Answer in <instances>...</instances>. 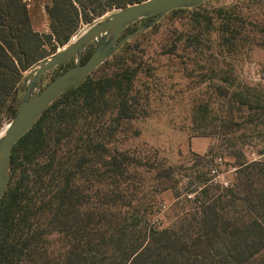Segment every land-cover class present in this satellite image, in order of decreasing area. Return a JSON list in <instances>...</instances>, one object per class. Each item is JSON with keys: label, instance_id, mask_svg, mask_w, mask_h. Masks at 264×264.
Listing matches in <instances>:
<instances>
[{"label": "trees", "instance_id": "obj_1", "mask_svg": "<svg viewBox=\"0 0 264 264\" xmlns=\"http://www.w3.org/2000/svg\"><path fill=\"white\" fill-rule=\"evenodd\" d=\"M140 1L51 0L44 9L49 34H40L32 30L23 0H0V114L22 73L45 57L44 46H61L79 23ZM220 30L227 55L248 41H235L232 24ZM118 60L123 67L108 77H88L61 94L14 146L0 201V264H264V161L240 163L233 184L222 190L209 182V167L201 190L186 196L200 190L209 197L195 200L192 231L183 225L158 229L149 224L143 202L132 206V193L125 194L129 156L96 136L81 138L87 118L137 116L139 99L129 96L137 70ZM248 96L262 98L247 89L232 94L226 119L236 109L232 102L249 109ZM207 112L199 105L191 119L196 128L205 130ZM154 170L162 177L160 167ZM172 175L170 169L164 178L172 182Z\"/></svg>", "mask_w": 264, "mask_h": 264}, {"label": "rangeland", "instance_id": "obj_2", "mask_svg": "<svg viewBox=\"0 0 264 264\" xmlns=\"http://www.w3.org/2000/svg\"><path fill=\"white\" fill-rule=\"evenodd\" d=\"M46 6L29 8L34 26L47 29L40 34H49V21L42 12ZM115 10L79 23L65 44L44 46L43 59L60 52ZM235 16L237 21L229 22L228 18ZM148 21L134 23L121 36ZM227 24H232L235 41L244 36L248 40L229 55L223 53L220 40L226 35L220 29ZM263 37L264 0H209L193 9L165 14L89 74L95 81L108 77L116 67H123L118 59L137 70L129 93L139 99L137 116L117 122L112 121L113 113L87 118L81 122V138L96 136L108 149L129 156L126 170L132 177L125 194L132 193V206L143 202L151 226L166 229L183 225L191 232V216L198 206L195 200L209 199L200 191L209 178V167L215 170L214 189L222 190L224 183L233 184L240 163L264 161V46L248 44L264 41ZM92 50L93 45H88L81 63ZM39 62L22 73L15 93L6 101L0 114L1 132L15 115L24 84ZM72 64L70 60L46 72L41 87ZM243 89L262 98L248 96L249 109L232 102L237 112L233 110L232 120L226 119L228 98ZM201 104L208 110L205 130L196 128L191 120ZM202 132L210 135L199 137ZM155 167L161 168L162 177H157ZM170 169L172 182L164 178ZM197 188L200 190L195 195L186 197Z\"/></svg>", "mask_w": 264, "mask_h": 264}, {"label": "water", "instance_id": "obj_3", "mask_svg": "<svg viewBox=\"0 0 264 264\" xmlns=\"http://www.w3.org/2000/svg\"><path fill=\"white\" fill-rule=\"evenodd\" d=\"M209 0H143L116 9L93 23L62 50L39 62L26 80L18 108L0 136V201L6 192L11 167V154L18 140L39 120L44 110L64 92L82 84L89 74L117 51L125 42L157 24L161 18L177 9H193ZM139 28L124 34L134 23L151 18ZM93 50L81 63L88 45ZM73 60V64L41 87L42 77L49 70Z\"/></svg>", "mask_w": 264, "mask_h": 264}, {"label": "crops", "instance_id": "obj_4", "mask_svg": "<svg viewBox=\"0 0 264 264\" xmlns=\"http://www.w3.org/2000/svg\"><path fill=\"white\" fill-rule=\"evenodd\" d=\"M26 4V7H27V10H28V16H29V20H30V25H31V28L33 31L37 32V33H44L45 31L47 32V29L45 30H39L38 28H36L33 24V18L31 17L30 13H29V8L30 6L34 5V4H38V5H41V6H48L50 5L51 3V0H23ZM43 12V15L45 16V11H44V8L42 10Z\"/></svg>", "mask_w": 264, "mask_h": 264}, {"label": "built area", "instance_id": "obj_5", "mask_svg": "<svg viewBox=\"0 0 264 264\" xmlns=\"http://www.w3.org/2000/svg\"><path fill=\"white\" fill-rule=\"evenodd\" d=\"M263 75V74H262ZM219 159V158H218ZM220 160V159H219ZM209 177H210V183H213V184H215L216 182H215V180H214V178H215V170L214 169H212V168H210L209 169V175H208ZM215 182V183H214ZM231 184H229L228 185V183L226 182V183H224V186L223 187H229Z\"/></svg>", "mask_w": 264, "mask_h": 264}, {"label": "bare ground", "instance_id": "obj_6", "mask_svg": "<svg viewBox=\"0 0 264 264\" xmlns=\"http://www.w3.org/2000/svg\"><path fill=\"white\" fill-rule=\"evenodd\" d=\"M5 128H6V127H5ZM5 128H3L2 132L0 131V132H1V133H0V136H1V134L3 133V131L5 130Z\"/></svg>", "mask_w": 264, "mask_h": 264}]
</instances>
